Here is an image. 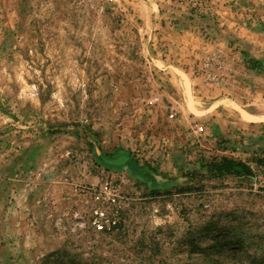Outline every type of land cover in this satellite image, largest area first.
Here are the masks:
<instances>
[{"label":"rangeland","instance_id":"obj_1","mask_svg":"<svg viewBox=\"0 0 264 264\" xmlns=\"http://www.w3.org/2000/svg\"><path fill=\"white\" fill-rule=\"evenodd\" d=\"M221 158L253 175L214 178ZM245 254L264 257V0H0V264Z\"/></svg>","mask_w":264,"mask_h":264},{"label":"trees","instance_id":"obj_2","mask_svg":"<svg viewBox=\"0 0 264 264\" xmlns=\"http://www.w3.org/2000/svg\"><path fill=\"white\" fill-rule=\"evenodd\" d=\"M210 172L213 174L214 178H225V177H237V178H249L253 175L252 169L247 164L241 161H235L233 159L221 158L215 159L210 163ZM213 231L212 228H206V230L198 231V233H206L209 234ZM195 232L194 234H196ZM223 247L228 248L229 245H220L216 243L212 246V249H222ZM209 254H207L208 256ZM246 259L249 261V264H264V257L257 255L245 254ZM74 259V260H73ZM68 260V257L62 258V260H58V258L54 261L56 264H81L75 260V258ZM88 264V263H83Z\"/></svg>","mask_w":264,"mask_h":264},{"label":"built area","instance_id":"obj_3","mask_svg":"<svg viewBox=\"0 0 264 264\" xmlns=\"http://www.w3.org/2000/svg\"><path fill=\"white\" fill-rule=\"evenodd\" d=\"M201 131L203 130V129H200ZM97 199H100V197H98ZM96 213V216H98V214H99V216L101 217L100 219H97L95 222H94V224L96 225V228L98 229V230H103L104 229V220L103 219H105L102 215H101V212H99V211H97V212H95Z\"/></svg>","mask_w":264,"mask_h":264}]
</instances>
